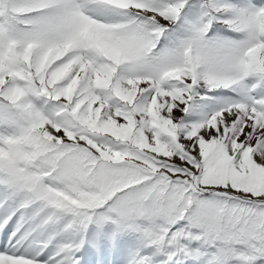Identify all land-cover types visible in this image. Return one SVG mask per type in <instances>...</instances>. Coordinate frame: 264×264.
<instances>
[{
	"label": "snow or ice",
	"instance_id": "obj_1",
	"mask_svg": "<svg viewBox=\"0 0 264 264\" xmlns=\"http://www.w3.org/2000/svg\"><path fill=\"white\" fill-rule=\"evenodd\" d=\"M0 264H264V0H0Z\"/></svg>",
	"mask_w": 264,
	"mask_h": 264
}]
</instances>
